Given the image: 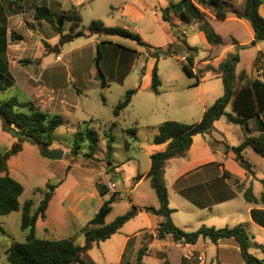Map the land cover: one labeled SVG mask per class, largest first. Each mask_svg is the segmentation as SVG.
Returning a JSON list of instances; mask_svg holds the SVG:
<instances>
[{
	"label": "rangeland",
	"instance_id": "obj_1",
	"mask_svg": "<svg viewBox=\"0 0 264 264\" xmlns=\"http://www.w3.org/2000/svg\"><path fill=\"white\" fill-rule=\"evenodd\" d=\"M9 1L0 0V14L15 9L22 13V16L15 15L9 24L4 23L9 29L6 38L10 44L8 58L12 79L9 81L10 85H7L6 77L0 79V85L4 87L0 90V100L16 97L19 101L28 102L33 108L53 114L45 102V95L42 98L45 80H48L51 86L64 85L66 98L76 104V107L73 117L63 118L60 115L61 125L52 132L49 144H44L48 150L54 149L62 153L53 159L41 154L42 143L31 142L21 133L4 130L0 119V155L4 157L9 176L22 186V193L18 198L19 210L0 214V264H8L5 249L13 241L25 240L26 231L20 229L21 207L24 201L31 200L34 211L48 184H54L55 188L44 219L36 223L35 236L38 238H69L75 244L83 245L84 234L81 227L84 228L87 224L85 220L97 212L103 203L102 200H107L114 193L108 194L113 189L112 183L118 192L114 195L113 206L104 223L112 222L129 210L134 211L131 200L142 202L145 194L143 187H149L150 180L147 179L131 196L128 189L135 181L136 172L149 168V150L158 146L146 134V126L160 124L166 120L197 123L202 116V105L207 108L223 94L220 76L202 78L198 84H194L195 78L187 76L181 68V55L152 60L148 54L146 45L164 47L175 40L170 25L161 19V8L181 0H77L76 7H71L65 0L62 5L66 11L58 8L57 0H18V5L17 0H11L14 5L10 7ZM225 1L228 3L227 11L241 9L244 2ZM47 5L50 15L42 21L36 20V7ZM202 10L205 12L206 21L214 17L211 9L204 7ZM262 12L264 13V9ZM61 14L72 16V22L64 21L60 24L58 19ZM228 16L235 18L232 14ZM92 20H100L105 27L125 28L137 34L145 44L115 34L88 36L87 26ZM171 22L180 33H184L187 44L196 48L195 69L202 66L204 60L217 62L218 54L226 48L224 56L228 53H238L239 61L235 73L240 75L241 71H244L241 80L239 78L240 83L255 78L264 81V55L260 54L264 53V40L250 43L252 30L247 21L245 24L232 20L209 21L208 26L221 37V43L216 47L211 46V49L204 32L208 27L204 28L203 22L197 18L180 22L176 17H173ZM75 23L78 24L77 27ZM53 25L59 28V32ZM79 30L85 31V35L76 36ZM10 32L16 33L19 39L12 40ZM91 38V44H84L89 43ZM233 38L237 44L231 48ZM238 43L242 44L243 48H238ZM115 44L132 49L131 57L120 56ZM97 49L101 53L98 67L107 83L104 87L100 86L97 79L98 71L94 61ZM45 65L50 69L45 70ZM62 65H65L64 68H56ZM66 65L78 71L68 70ZM154 65L160 81L157 94L150 89ZM56 69L59 72L58 78L49 77L51 70ZM148 70L150 77L147 83ZM135 88L131 103L115 118L112 114L113 108L123 99L127 90ZM29 109L16 108L17 111L24 112ZM225 111L232 112L231 107L226 106ZM112 121H115L114 125ZM248 125L253 128L251 135L258 133L253 120H250ZM87 128L94 129L99 136L97 149L92 156L85 155L88 154L87 141L81 142L77 152H73L75 133L84 132ZM127 128L135 129L136 139H131L124 131ZM215 132L223 136L222 142H215ZM106 133L113 136L109 158L105 150ZM199 136L204 137L214 149L223 150L225 144L237 146L244 139L241 126L229 122L224 115L213 122L208 133ZM125 140L130 143L129 151L124 149ZM228 154L234 160V154L231 151ZM242 155L251 163L254 171L253 179L247 186L251 187L255 197H260L263 190L261 180L264 179V159L251 147ZM176 160L168 163L170 170L178 163L174 162ZM166 173L168 176L167 169ZM97 185L103 186L107 193L103 196L99 193L94 195L92 190H97ZM234 186L238 190L243 188V185L238 183ZM149 217L153 223L156 221L157 217L152 213ZM232 218H227L222 223L217 222L219 225L216 228L232 227ZM203 220V225L206 226H212L210 223L214 222L208 221V218ZM244 220L242 217L241 223L236 225L244 227L254 243L248 252L264 260L263 249L256 245L264 248V230L256 225H249ZM180 222L181 220L177 221L178 224H181ZM146 224L147 219L142 214L127 220L120 233L104 242L93 244L82 254V258L89 264H245L240 250L236 251L229 243L224 242L220 255L210 240H206L207 246H190L174 241L171 235L168 239L159 238L156 230L158 224L153 231L146 230L141 233L140 240H131L120 259L117 247L122 235ZM200 225L198 223L196 226L181 229L192 231ZM139 252L141 260L137 261Z\"/></svg>",
	"mask_w": 264,
	"mask_h": 264
},
{
	"label": "trees",
	"instance_id": "obj_2",
	"mask_svg": "<svg viewBox=\"0 0 264 264\" xmlns=\"http://www.w3.org/2000/svg\"><path fill=\"white\" fill-rule=\"evenodd\" d=\"M264 0H244L241 9L234 8L227 11V1L225 0H181L176 3H171L168 6L161 8V19L168 23L173 31L175 40L168 43L164 47H152L146 45L148 54L154 59L165 56L181 55L180 61L183 72L195 78V83L201 80L207 72L219 74L223 84V94L217 98L204 111L197 123L186 124L173 120H166L159 124L158 131L151 138L155 144H166L162 150L155 151L150 154V167L146 176L150 180V185L153 188L159 207H145V211L157 216H163L164 219L158 223L156 228L159 238L170 234L172 239L179 243L195 244L199 237L209 239L212 243H216L221 238L233 237L239 246L242 259L245 264H264L263 259H258L248 252L252 244L250 236L241 225L232 227L215 228L213 226L201 225L192 231H185L176 227L171 219L170 214L173 211L168 207L167 189L164 180V169L167 160L183 156L191 145L192 136L195 134L208 133L213 125V122L220 116L224 115L226 119L234 124L241 126L244 134V139L237 145L225 147L226 151L230 150L234 154V160L240 165L245 172L250 175L252 173L250 163L242 155V151L246 146H250L259 156L264 158V81L255 78L246 82H239L240 75L235 73L236 65L239 61L238 53H228L220 58L217 62L204 60L203 65L194 68L197 50L195 47L187 44L184 33H180L176 25L171 22L173 17H176L180 22H187L197 18L204 21L205 12L200 9L207 7L211 9L213 15L218 20H223L232 14L235 18L245 20L249 23L252 30L251 44L257 41L264 40V17L259 13V6ZM49 10L47 7H36L34 17L37 20L47 19ZM60 24L65 21L64 15L59 17ZM206 38L211 45L221 43V37L213 32L206 24ZM78 24L75 23V27ZM53 27H55L53 25ZM59 32V28L55 27ZM87 34H115L129 39L136 40L139 44H145L140 41L137 34L130 32L125 28L105 27L100 20H92L87 26ZM5 30L0 29V53L4 54L5 50ZM85 35V31L79 30L76 36ZM12 40L19 38L14 32H10ZM242 48V47H241ZM262 54V53H260ZM101 56L97 49L95 56V65L98 71L97 79L101 87L107 85L103 74L98 67V61ZM261 56V55H259ZM255 61V60H254ZM240 76V77H239ZM6 77L7 85L11 84L12 77L7 70L5 62L0 59V79ZM159 79L157 76L156 66L154 65L151 71L150 89L153 93H158ZM4 87L0 85V90ZM136 92L135 89H129L121 101L113 108L112 114L117 117L119 113L127 107L131 101L132 95ZM231 106L232 112H226L227 105ZM29 107L28 112L17 111L16 108ZM0 119L2 127L6 131L21 133L27 140L35 143L49 144L52 132L62 123V118L59 114H50L39 109L33 108L28 102L19 101L16 97H10L6 100H0ZM253 119L261 136H252L251 128L248 125V120ZM114 125V122L112 123ZM130 138H135V129L127 128L124 130ZM106 154L110 157L113 141L111 133H106ZM98 133L87 128L84 132H76L74 140V150L80 147L81 142L87 141L88 154L92 156L98 146ZM129 142L124 141V149L128 150ZM110 165V161L107 160ZM136 178H139L137 176ZM263 190L259 198H256L251 188L243 191V199L250 204H260L264 208V179L261 180ZM47 190L35 210L32 211V201H24L21 207L20 229L26 231V237L23 242L13 241L9 247L5 249L6 260L8 264H89L83 258L82 254L89 250L93 244L103 242L109 239L113 234L117 233L122 225L129 220L134 211L129 210L123 215L116 217L112 222L105 224L104 219L111 210V203L115 200V193L111 194L107 200H104L97 212L87 222L83 228L84 243L77 245L69 238L46 239L35 236V225L38 220L45 217L49 200L52 197L55 185H46ZM97 191L100 196L107 193V190L100 185H97ZM22 193V186L19 182L13 179L7 173L4 165V157L0 155V214H9L17 211L20 208L18 201ZM251 217L264 227V211L252 208L250 210ZM93 225L92 227H88ZM264 251L263 246L256 244ZM141 260V253L138 254V260Z\"/></svg>",
	"mask_w": 264,
	"mask_h": 264
},
{
	"label": "crops",
	"instance_id": "obj_3",
	"mask_svg": "<svg viewBox=\"0 0 264 264\" xmlns=\"http://www.w3.org/2000/svg\"><path fill=\"white\" fill-rule=\"evenodd\" d=\"M66 1L70 3L71 7H76L77 2H78L77 0H66ZM13 2L14 1L10 0L8 2L9 4L8 6L9 7L11 5L13 6L14 5ZM57 2L59 5L58 8H60L61 11H66L63 8L64 6L62 5L63 2H65V0H59V1L57 0ZM17 5H18V0H17ZM46 7L49 8L48 5ZM199 7L201 10L203 9V7L201 6ZM262 9H264V1L259 6V13L264 17L263 15L264 13L262 12ZM15 15L22 16V13H19L17 10L13 9L9 11V13L7 12L4 14H0V23H1L0 29L4 28L5 30L4 38L6 41L4 54L0 53V59L1 61L5 62L9 73H10V65H9L10 60L8 58V55H9L8 52H9L10 44H8L7 38H6L8 35L9 29L8 27L4 26V23L7 22V24H9L10 19L15 17ZM61 15H64L65 21L72 22L73 20L72 16H69L68 14L67 15L61 14ZM42 20L43 19L38 20V21H42ZM214 20H218V19H216L215 17H212L209 19L210 22ZM223 20H232L236 22L240 21L245 24L244 20H240L237 18L229 17V16ZM200 21L203 22L202 26L204 28L205 26H207L206 24L209 22L207 21V23L205 24L204 21L202 20ZM204 32L206 36V29L204 30ZM199 33L203 35L201 31H199ZM92 39L93 38L89 39V43L85 42L84 44L86 45L91 44ZM233 39H234V42L233 44H231L230 46L231 48L235 44H237L236 39L235 38ZM238 45H239L238 48H241V47L243 48L242 44L238 43ZM115 46L116 48H118L117 53L120 56H130L131 57V54L133 53L132 49H129L128 47L122 46L120 44L119 45L115 44ZM211 46L216 47V45L209 44L210 49L212 48ZM225 50L226 48H224L218 54L217 59H220L221 57L224 56L223 52H225ZM262 54L264 55V53ZM71 64L72 63H70V65ZM150 65H151V62H150ZM64 66L65 65H62L61 67L58 66L56 68H64ZM66 66L68 70L74 69V71H78L75 68L71 67V66H75V64L71 65L70 67L69 65H66ZM44 68L45 70L50 69L46 65L44 66ZM51 68H54V67H51ZM149 71L150 70H148L147 77H146L147 83L149 82V77H150ZM57 73L59 74L57 69L54 71L51 70V72L49 73V77L51 78L54 77L57 79L59 76ZM214 76L219 77V74H212L210 72H207L205 76H203L202 78L214 77ZM45 85L46 86H44L42 98H44V95H45V102L47 105H49V108L51 109L49 111L53 114H59L63 118L73 117L72 115L74 113L76 104H74L73 102H71L70 100L66 98L67 95L65 94V91H64L65 89L64 85L51 86L48 84V80H45ZM205 109H206L205 105H202L201 107L202 114ZM250 120H253V119H250ZM250 120H248V122H250ZM113 122L115 124V121H112V123ZM158 126H159V123L147 125L146 134L149 135L150 138H152V136L157 133ZM254 126L256 127L255 122H254ZM251 129L253 130V128ZM257 132L258 133H255L252 135L255 137L262 135V134L260 135V131H257ZM199 135L200 134H195L192 136L191 145L189 146L188 150L186 151V154L183 157L180 156L176 158H171L167 160L166 165H165L164 180H165V185L167 189L168 207L173 210L170 214V219L172 223H174L181 229V228H186V227H192L193 225L196 226V224L198 223L203 225L205 224L203 219L208 218V221L209 220L214 221L210 224L213 227L215 226L216 228V226L219 225L217 224V222L222 223L227 218L233 217L231 220L232 221L231 225L233 226V225H236V223H239L242 217H244L245 223L249 225H254V226L256 225L259 228L264 230V227L261 226L258 222H256L251 217V212H250L252 208L262 210V211H264V208L260 204H250V203L245 202L243 199V195H242L245 188L247 187L251 188L250 186H247V184L251 183V180L253 179L254 171L252 170V173L248 175L242 167L237 165V163L233 160V158H231L228 154L230 150L226 151L225 149V147H231L228 144L224 145V150L214 149L212 145L207 143L204 137H201ZM215 137H216L215 142H218V141L222 142L223 136L221 137V134H218L215 132ZM136 138H137V132L135 131V138H131V139H136ZM165 145L166 144H158L156 148H151L149 150L148 157L150 156L151 153L158 151V150H162L165 147ZM248 147L250 146H246L243 149L242 154L244 155L246 154ZM129 149H130V145H129L128 150L126 151H129ZM175 159H177L178 161L176 160L174 162H178V163H175L176 165H174V169L170 170V167H168V163L171 160H175ZM149 167H150V158H149ZM251 167L253 166L251 165ZM166 169L169 171L168 176L166 173ZM148 170L149 168L145 169L144 171L138 170V172H136V176H134L135 181L128 189V193L130 196L133 193H135L141 186H143V184L147 181V179H149L146 176ZM137 176H139V178H136ZM134 177H132V179ZM233 182H236V183L234 184ZM237 183L240 185H243L242 186L243 188L241 190H238L235 188L234 185H236ZM112 185H113V189L109 191L108 194H111L112 192L117 194L118 191L114 186L115 184L112 183ZM143 188L145 189L144 191L145 194L143 196V200H141L142 202H136L135 200H131L132 206L133 208H135L133 216L131 218H134L135 216L142 214L147 219V224L145 226H141L140 228L132 230L128 233H124L122 235L119 245L117 243L118 247L116 245L117 255L118 257H120V259L123 257L126 251V248L131 240H135V238L140 240L141 233L145 232L146 230L153 231L154 227L164 219L163 216H157L153 214L157 218L154 223L151 221L149 217V214L151 213L145 211L144 208L153 207L157 209L159 207V201L151 185H149V187L147 186ZM92 193L94 195L98 194L96 188L92 190ZM256 198H259V197H256ZM76 199H79V198H76ZM103 201L104 200H102V202ZM112 206H113V203H111V208ZM179 212H182V214H179ZM91 218L92 217L87 218L85 222H88V220H90ZM178 220H181L180 222L181 224L177 223ZM198 227H196L195 229H197ZM82 229L83 227H81V230ZM121 229L122 227L115 234L120 233ZM35 232H36V225H35ZM169 236L170 234H166L164 239L171 238ZM206 240H209V239L199 237L195 244H186V245L196 246L198 244H201L203 246H207ZM224 242L232 245L236 251L239 250V246L233 237L221 238L216 243H213V246H216L217 250H219L220 255H222L221 253H222L223 244H225Z\"/></svg>",
	"mask_w": 264,
	"mask_h": 264
},
{
	"label": "water",
	"instance_id": "obj_4",
	"mask_svg": "<svg viewBox=\"0 0 264 264\" xmlns=\"http://www.w3.org/2000/svg\"><path fill=\"white\" fill-rule=\"evenodd\" d=\"M41 148H42L41 154L46 158L53 159V158L61 156V154H62L58 150H54V149L48 150L44 144L41 145Z\"/></svg>",
	"mask_w": 264,
	"mask_h": 264
},
{
	"label": "built area",
	"instance_id": "obj_5",
	"mask_svg": "<svg viewBox=\"0 0 264 264\" xmlns=\"http://www.w3.org/2000/svg\"><path fill=\"white\" fill-rule=\"evenodd\" d=\"M109 186H111V185H109Z\"/></svg>",
	"mask_w": 264,
	"mask_h": 264
}]
</instances>
